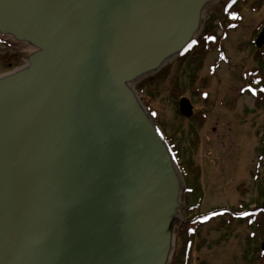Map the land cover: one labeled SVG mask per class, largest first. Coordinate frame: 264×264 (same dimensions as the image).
I'll use <instances>...</instances> for the list:
<instances>
[{"label": "water", "instance_id": "obj_1", "mask_svg": "<svg viewBox=\"0 0 264 264\" xmlns=\"http://www.w3.org/2000/svg\"><path fill=\"white\" fill-rule=\"evenodd\" d=\"M217 1L0 0V35L36 49L0 77V264H167L185 182L133 85Z\"/></svg>", "mask_w": 264, "mask_h": 264}, {"label": "rangeland", "instance_id": "obj_2", "mask_svg": "<svg viewBox=\"0 0 264 264\" xmlns=\"http://www.w3.org/2000/svg\"><path fill=\"white\" fill-rule=\"evenodd\" d=\"M229 2L219 0L206 7L196 46L195 42L157 73L133 85L147 112L158 121L155 122L162 135L169 140L167 143L185 182L181 184L171 224L173 243L167 264H176V258L182 261L187 233L193 238L186 248L192 251L190 264L261 263L256 248L261 243L260 238L257 236L252 243L248 241L247 222L243 218L224 215L212 220L221 209L233 212L232 203L240 207L261 201L257 193L261 185L252 186L251 192L238 188L250 183L249 170L255 165L260 141L255 134L261 122L260 114L253 117L244 109L242 115L248 121L253 118V124H236L235 113L226 107L219 108L216 100L228 94L233 88L232 81L237 79L231 59L238 64L245 62L249 53L246 43L251 40V33L264 26V0L238 3L235 8L238 16L232 25L224 21ZM217 34L222 36L213 42ZM35 50L0 35V77L28 66L26 61ZM222 51L225 52L223 59ZM13 55H21V58L10 67L8 63ZM205 94L208 100L203 99ZM183 97L193 106L194 116L190 119L179 113L178 103ZM189 175L195 181V191L202 196L198 213L188 209L197 196L188 192ZM200 214L211 219L197 218V223L188 224Z\"/></svg>", "mask_w": 264, "mask_h": 264}, {"label": "flooded vegetation", "instance_id": "obj_3", "mask_svg": "<svg viewBox=\"0 0 264 264\" xmlns=\"http://www.w3.org/2000/svg\"><path fill=\"white\" fill-rule=\"evenodd\" d=\"M246 0H230L229 3H241ZM237 6V5H236ZM236 8V7H235ZM237 11H226L225 14V23L227 25H232L233 23H236L237 19ZM218 25V24H217ZM264 31V26H262L260 29H258L256 32H252V37L249 42L246 44L248 45V57L245 62H241V64L236 63L231 59V64L234 69V71L237 73L236 81L233 82V88L229 90L228 94L226 92L225 96H221L219 99H217V106L219 108L226 107L227 109H230L235 113L234 122L236 124L240 123L242 124H253V118L248 121V118L242 115V112L247 110L246 112L248 115H251L254 117V114L256 116L260 117V121L258 123L259 127L256 130L255 134L257 137H259V146L256 150V160L255 165L250 168V183H244V186H238V188H245L247 192H251L252 186L260 187V191L258 189L259 197L261 198V201H258L257 203L252 204H241L240 207L237 205H234L232 203V208H234V211L229 213L224 211V209H221L216 213L212 220H216L218 216L223 217L224 215H230L234 219L243 218L247 222V235L249 238V242L252 243L257 239V236L260 238L261 243L257 248V253L259 254L260 258V264H264V44H259L258 39L260 35ZM222 36V35H221ZM220 34H217V37L213 40V42H217L221 38ZM240 45L244 46L240 43ZM221 49V46H219ZM243 48V47H241ZM240 48V49H241ZM221 58L223 59L225 57V52L222 51L220 54ZM232 78V75H231ZM186 98V97H183ZM182 99V98H181ZM180 99V100H181ZM204 100H208L207 95L205 94L203 96ZM179 100V102H180ZM189 100V99H188ZM228 100V102H227ZM190 101V100H189ZM191 102V101H190ZM179 105V103H178ZM194 116V110L193 115L190 117L192 118ZM206 116V115H205ZM184 117V116H183ZM186 119H190L187 117H184ZM258 118V117H257ZM204 120V118H201V121ZM263 181H262V179ZM195 188H191L188 190L190 194H197L196 198L194 197V203L188 207L189 210H194L196 213L198 211L200 212L201 208V201L202 196L198 194L197 191H195ZM187 192V191H186ZM212 212H217L216 210H213ZM206 217L208 219H211V217L207 215H198L196 219H190L188 221V224L197 223V218H203ZM229 217V216H228ZM229 217V219H231ZM219 218V217H218ZM189 232V231H188ZM187 233V239H186V246L183 249L182 253V261L178 260V258L175 259L176 264H190L191 262V255L192 251L186 249L187 245L190 247L193 238L191 237V234ZM250 264H253L250 262Z\"/></svg>", "mask_w": 264, "mask_h": 264}, {"label": "trees", "instance_id": "obj_4", "mask_svg": "<svg viewBox=\"0 0 264 264\" xmlns=\"http://www.w3.org/2000/svg\"><path fill=\"white\" fill-rule=\"evenodd\" d=\"M236 5H237V3H234V2H231V3H228L227 5H226V10L227 11H229V12H232V11H235V7H236ZM212 42V41H211ZM210 42V43H211ZM199 42L197 41V43H196V45L198 44ZM195 45V46H196ZM187 54H185V56H186ZM21 55H13V57H11L12 58V60H11V62L10 63H8L9 65H10V67H12L13 65H14V62L16 63L18 60H20V57ZM161 75V74H160ZM160 75H158L157 77H159ZM153 116V115H152ZM154 117V120L156 121V119H155V116H153ZM156 122H158V121H156ZM169 141V140H168ZM194 185H196L195 184V181L190 177V175H189V183L187 184V186L191 189V188H195V186Z\"/></svg>", "mask_w": 264, "mask_h": 264}, {"label": "bare ground", "instance_id": "obj_5", "mask_svg": "<svg viewBox=\"0 0 264 264\" xmlns=\"http://www.w3.org/2000/svg\"><path fill=\"white\" fill-rule=\"evenodd\" d=\"M207 6L201 5V7L199 8V10L197 11V16L201 17L202 16V12H204V10L206 9ZM203 9V10H202ZM199 20L197 19V22ZM28 45V44H27ZM31 49H34L33 47H31L30 45H28Z\"/></svg>", "mask_w": 264, "mask_h": 264}]
</instances>
